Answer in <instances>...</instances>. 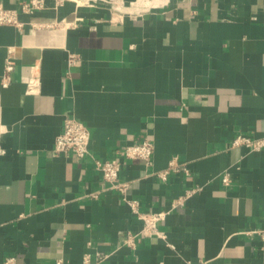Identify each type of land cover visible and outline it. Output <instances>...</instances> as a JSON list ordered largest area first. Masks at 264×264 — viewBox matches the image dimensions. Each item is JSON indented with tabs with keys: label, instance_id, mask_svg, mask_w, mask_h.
<instances>
[{
	"label": "crops",
	"instance_id": "crops-1",
	"mask_svg": "<svg viewBox=\"0 0 264 264\" xmlns=\"http://www.w3.org/2000/svg\"><path fill=\"white\" fill-rule=\"evenodd\" d=\"M80 1L45 0L19 14L22 27L0 25V264H82L92 251L109 253L104 264H264V239L247 233L264 230V146L231 145L264 137V0H146L119 13ZM67 115L90 130L82 159L53 153ZM142 139L152 164L122 159L119 178L141 212H167L166 238L132 248L125 236L142 221L94 158ZM174 156L189 173L161 180Z\"/></svg>",
	"mask_w": 264,
	"mask_h": 264
},
{
	"label": "built area",
	"instance_id": "built-area-1",
	"mask_svg": "<svg viewBox=\"0 0 264 264\" xmlns=\"http://www.w3.org/2000/svg\"><path fill=\"white\" fill-rule=\"evenodd\" d=\"M63 0H57V2ZM87 1V0H85ZM112 1V0H110ZM76 2V1H75ZM77 3V2H76ZM45 0H20L16 8H8L0 3V25H12L15 27H22L23 22L19 19V14H33L36 11L43 9ZM113 9V8H112ZM76 59L75 54L69 55V64H72ZM13 60L7 59L5 62V72L3 75L2 83L6 86L10 80L9 73L13 69ZM35 81L32 78L27 80V92L34 90ZM91 133L89 128L79 119L72 115H67L63 118L62 127L59 133L54 138L53 153L55 155L70 154L77 159H82L89 154V143ZM246 144L251 150H258L264 146V137L253 139L251 137L238 134L231 142V145L236 146ZM154 145L149 139H142L137 142L127 143L116 150L117 157L110 159L94 158L95 168L101 173L102 179L108 186L120 193L121 199L128 205L130 211L142 221L140 230L135 232L128 231L124 244L129 247L136 246V238H150L152 236L165 239V233L159 229L158 222L163 220L167 214L166 211H150L141 212L139 210V200L137 198H130L127 196V189L129 183L122 181L119 178V172L122 166V159H139L149 166L152 164ZM182 171L188 174V169L178 165L176 156L172 157L169 161V167L163 171L158 172L161 180H166L170 172ZM220 181L223 186H228L232 182V177L227 169L223 170L220 175ZM200 190L199 187L187 189L184 195L177 199L173 204L174 206L180 205L186 197L192 193ZM256 233L264 239L263 229H253L247 231L248 234ZM109 253L101 251L87 252L82 256V264H104L105 259ZM13 257H6L3 259L2 264H13ZM55 264H62V259L58 258Z\"/></svg>",
	"mask_w": 264,
	"mask_h": 264
},
{
	"label": "bare ground",
	"instance_id": "bare-ground-1",
	"mask_svg": "<svg viewBox=\"0 0 264 264\" xmlns=\"http://www.w3.org/2000/svg\"><path fill=\"white\" fill-rule=\"evenodd\" d=\"M76 1H78V3L81 2L80 0H76ZM83 1H85V0H83ZM87 1L97 2V3H104V2H106L104 0H92V1L91 0H87ZM111 4H112V7L114 9L123 10V11H132V10H136V9H142L143 7H148V5H150L151 3H148V2L138 3V4H141V5L143 4V6H141V7L139 6V8L138 7H135V4L136 3H134V6H132V7H129V5H127V4H125V5H121L119 3H115V4L111 3Z\"/></svg>",
	"mask_w": 264,
	"mask_h": 264
},
{
	"label": "rangeland",
	"instance_id": "rangeland-1",
	"mask_svg": "<svg viewBox=\"0 0 264 264\" xmlns=\"http://www.w3.org/2000/svg\"><path fill=\"white\" fill-rule=\"evenodd\" d=\"M74 1H76V0H74ZM77 3H78V1H76ZM143 3V2H148V1H138L137 3ZM112 2L110 1V0H107L106 2H105V4L113 11V12H115V13H119V12H126V11H123V10H117V9H114L113 7H112V4H111ZM113 8V9H112ZM139 12V11H141V9L140 10H132L131 12Z\"/></svg>",
	"mask_w": 264,
	"mask_h": 264
}]
</instances>
